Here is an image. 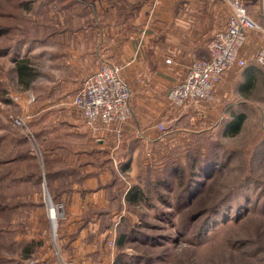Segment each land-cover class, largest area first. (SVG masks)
Segmentation results:
<instances>
[{
    "label": "rangeland",
    "instance_id": "obj_1",
    "mask_svg": "<svg viewBox=\"0 0 264 264\" xmlns=\"http://www.w3.org/2000/svg\"><path fill=\"white\" fill-rule=\"evenodd\" d=\"M63 1L0 0V264H68L57 246L71 222L101 233L112 264H264V79L206 130L131 165L83 123L70 72L53 67L49 48L36 53L41 37L82 23L83 8L64 12ZM21 60L28 75L16 72ZM231 112L242 116L234 134ZM135 184L144 194L129 203ZM74 194L82 213L70 212ZM49 201L63 204L54 223Z\"/></svg>",
    "mask_w": 264,
    "mask_h": 264
},
{
    "label": "crops",
    "instance_id": "obj_2",
    "mask_svg": "<svg viewBox=\"0 0 264 264\" xmlns=\"http://www.w3.org/2000/svg\"><path fill=\"white\" fill-rule=\"evenodd\" d=\"M242 1L261 29L246 33L239 50L246 65L228 68L208 100L176 104L167 92L184 77L192 61L208 58L206 43L225 27L229 14L220 0H64L63 11L83 8L82 23L65 25L41 37L45 41L36 47V53L49 48L53 67L69 71L64 79L76 89L102 59L120 66L131 89L130 115L124 122L100 128L104 138L100 145L106 146L112 139L115 152L127 154L132 165L154 155L153 148L206 130L220 116L225 101L233 100L238 92L244 95L247 91V95L260 77L264 79V69L255 62L257 52L264 48V0ZM72 198L75 209L70 212L82 213L81 198L77 194ZM91 231L88 223L61 224L60 259L70 261L68 264H112V246L100 239L101 233L91 236ZM46 257L56 261L51 252Z\"/></svg>",
    "mask_w": 264,
    "mask_h": 264
},
{
    "label": "built area",
    "instance_id": "obj_3",
    "mask_svg": "<svg viewBox=\"0 0 264 264\" xmlns=\"http://www.w3.org/2000/svg\"><path fill=\"white\" fill-rule=\"evenodd\" d=\"M56 1V0H55ZM228 7L227 22L222 30L215 32L206 43L207 59L192 61L184 77L167 92L169 100L176 104L194 103L208 100L224 72L235 65L244 67L246 61L240 57L246 33L259 30V24L247 12L242 0H223ZM264 31V30H263ZM169 62V59L166 60ZM255 62L264 69V48H261ZM121 74L119 65L110 59H102L78 87L72 97L73 106L81 113L83 123L99 130L114 122H124L131 110V89ZM13 122L21 126L23 119L13 117ZM163 124H158L162 130ZM116 134L121 135L117 130ZM47 212L54 223L63 216L62 202L47 203ZM29 264H45L30 261Z\"/></svg>",
    "mask_w": 264,
    "mask_h": 264
},
{
    "label": "trees",
    "instance_id": "obj_4",
    "mask_svg": "<svg viewBox=\"0 0 264 264\" xmlns=\"http://www.w3.org/2000/svg\"><path fill=\"white\" fill-rule=\"evenodd\" d=\"M16 72L19 76L29 74V72L27 71V65H26L24 60H21V61L16 63ZM246 88H248V85H246L245 89ZM80 115H81V113H80ZM231 115H232L233 119L229 121V124H230V127H229L230 132L229 133L234 134L238 131V129L241 125L242 116L240 114L235 113V112H231ZM143 194L144 193H143L142 188L139 185L135 184L133 186H130V188L127 190V192L125 194V199L127 202L132 203L134 201L140 200L143 197ZM124 239H125V234L124 235L120 234V236H118L116 238V245H121L123 243ZM27 251L31 252L30 249H28ZM118 260H119V256L117 255L113 264H116V263L118 264Z\"/></svg>",
    "mask_w": 264,
    "mask_h": 264
}]
</instances>
